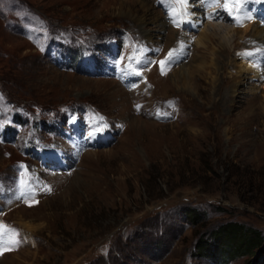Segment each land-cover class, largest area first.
Masks as SVG:
<instances>
[{"label":"rangeland","instance_id":"rangeland-1","mask_svg":"<svg viewBox=\"0 0 264 264\" xmlns=\"http://www.w3.org/2000/svg\"><path fill=\"white\" fill-rule=\"evenodd\" d=\"M225 4L222 22L201 0H0V225L21 241L0 264H264L200 243L264 236V0Z\"/></svg>","mask_w":264,"mask_h":264},{"label":"bare ground","instance_id":"bare-ground-1","mask_svg":"<svg viewBox=\"0 0 264 264\" xmlns=\"http://www.w3.org/2000/svg\"><path fill=\"white\" fill-rule=\"evenodd\" d=\"M202 1V5H205V6H209V9H207V12H206V15L208 16L209 19L213 20L214 18L212 17H215L217 19L221 18V21L223 22L224 19L227 21L229 20L230 18V15L233 14L236 9H232L231 7H228V8H225L224 5H223V1L224 0H201ZM226 2V1H225ZM190 6H198V5H190ZM192 7V8H193ZM238 8V7H237ZM189 12V11H188ZM188 12H187V18H189L188 16ZM176 22V21H175ZM211 22V21H209ZM140 23L142 24V26L147 23V19L146 18H143L140 20ZM164 23L161 22V23H158L157 24V29H146L144 30L142 36H144L146 39H151L152 36H157L159 37L162 33L163 30H165V28L163 27ZM209 29L208 31L204 32L201 36V38L203 37L204 39L207 40H210L211 42H213V40H216L217 43H218V49L221 51V52H227L228 49H229V46L227 45L228 42L223 41L224 40V37L221 36L220 32H221V27L217 24H211L209 25ZM249 26L245 24L244 26V30L243 32H246V30H248ZM258 29V28H257ZM256 29V30H257ZM261 29V28H260ZM264 29V28H263ZM152 30H156L158 33L156 34H153L152 33ZM258 32V31H257ZM246 37V35H245ZM244 37V38H245ZM261 39V38H260ZM199 43L203 44V48L207 49V45L204 44L203 41L201 40H198ZM205 41V42H206ZM198 43V42H197ZM185 44H181L180 43V48L177 49V57L179 59V57L181 56L180 53H183L184 52V49H183V46ZM178 48V47H177ZM183 56V55H182ZM249 58H246V57H243L241 58V62H240V65H239V70L238 72H247V71H250L253 73V78H256V79H260L261 78V73H260V70L259 68L257 67H252L253 64V61L254 59L252 58L251 54H249L248 56ZM211 63H213V61L211 60ZM197 64V63H196ZM234 65V64H233ZM204 65H201V64H197L194 66V70L191 69V67H182V71L179 72L176 76V80L174 79V82H176L177 80H180L182 83H190L192 80L193 77H192V74L194 73V71H198L199 73V76H202V74L200 73L201 72V69H203ZM212 71V70H211ZM163 73V72H161ZM166 73V72H165ZM208 74L210 75L211 73L208 72ZM244 74V73H243ZM242 75V74H241ZM245 75V74H244ZM245 77V76H244ZM201 78V77H199ZM245 79V78H244ZM263 78H261L260 80H262ZM242 78H239L235 81L236 84H240L242 82ZM173 82V83H174ZM194 83V82H192ZM191 83V84H192ZM189 85V84H188ZM185 86V84L183 85ZM264 88V86H263ZM201 92H203V89L200 90ZM233 92V91H232ZM235 92V91H234ZM228 95V94H227Z\"/></svg>","mask_w":264,"mask_h":264},{"label":"trees","instance_id":"trees-1","mask_svg":"<svg viewBox=\"0 0 264 264\" xmlns=\"http://www.w3.org/2000/svg\"><path fill=\"white\" fill-rule=\"evenodd\" d=\"M190 211L192 215H195L192 210ZM194 218L195 216H193ZM212 239L200 241L201 245H203L202 253L208 255L207 257L211 261L222 262V260H227L225 258L227 255L250 254L254 250H259L260 254L263 255L261 257L264 259V236L257 229L238 223L225 224L213 232ZM208 245L215 247L212 250L213 252L206 249Z\"/></svg>","mask_w":264,"mask_h":264},{"label":"snow or ice","instance_id":"snow-or-ice-1","mask_svg":"<svg viewBox=\"0 0 264 264\" xmlns=\"http://www.w3.org/2000/svg\"><path fill=\"white\" fill-rule=\"evenodd\" d=\"M179 2L182 4H186V0H179ZM224 7L228 8V4H225ZM181 14H186V9H184V11ZM171 56H172V52H169V58H171ZM160 63L162 65V71H163V65L166 63V61H161ZM17 236H18L17 230L6 228L5 226L0 225V245H3V247H0V254H3L4 251H11L13 250L14 247L19 246L21 241L16 239Z\"/></svg>","mask_w":264,"mask_h":264}]
</instances>
